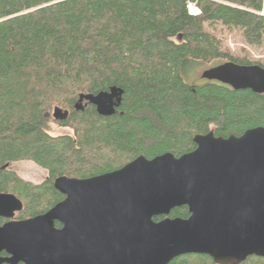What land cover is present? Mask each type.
Instances as JSON below:
<instances>
[{
  "label": "trees",
  "instance_id": "16d2710c",
  "mask_svg": "<svg viewBox=\"0 0 264 264\" xmlns=\"http://www.w3.org/2000/svg\"><path fill=\"white\" fill-rule=\"evenodd\" d=\"M215 24L262 47L264 0H0V192L22 202L14 219L61 201L53 186L58 176L100 175L141 155L178 157L196 147V134L226 137L264 127V93L188 82L197 65L216 59L264 66L224 51L210 31ZM111 89L119 103L101 115L87 97ZM49 122L71 134H50ZM21 160L47 177L22 179L10 167ZM188 215L186 206L169 214ZM168 264L215 263L191 253ZM239 264H264V257Z\"/></svg>",
  "mask_w": 264,
  "mask_h": 264
},
{
  "label": "water",
  "instance_id": "95a60500",
  "mask_svg": "<svg viewBox=\"0 0 264 264\" xmlns=\"http://www.w3.org/2000/svg\"><path fill=\"white\" fill-rule=\"evenodd\" d=\"M201 77L264 93L258 64L226 61ZM192 140L196 147L178 157L141 155L100 175L58 176L53 186L64 198L27 219H13L22 202L0 192V217L8 219L0 225V264H168L191 253L239 264L264 257V127ZM182 206L188 217L169 216Z\"/></svg>",
  "mask_w": 264,
  "mask_h": 264
},
{
  "label": "rangeland",
  "instance_id": "374dc122",
  "mask_svg": "<svg viewBox=\"0 0 264 264\" xmlns=\"http://www.w3.org/2000/svg\"><path fill=\"white\" fill-rule=\"evenodd\" d=\"M192 6L190 5V8ZM210 31L218 37L222 49L229 52L232 56L246 57L251 62L260 61L264 64V46L252 47L247 45L243 41L238 29L227 30L221 25L215 24L211 26ZM221 62H223L222 58L209 63H201L197 65L195 69L191 71L188 82L195 85L203 83L205 79L201 77V72L204 69L218 65ZM48 131L52 135L71 134L70 129L59 127L53 122L48 123ZM10 167L19 177L32 183H40L47 177V171L30 160L13 162Z\"/></svg>",
  "mask_w": 264,
  "mask_h": 264
},
{
  "label": "flooded vegetation",
  "instance_id": "af4514ba",
  "mask_svg": "<svg viewBox=\"0 0 264 264\" xmlns=\"http://www.w3.org/2000/svg\"><path fill=\"white\" fill-rule=\"evenodd\" d=\"M100 93H104V95L102 97H100V99L95 100L94 102H92L93 98L96 97V95L94 96H89L87 97L88 101H91L97 108V111L101 114H107L106 112L109 111L110 109L112 110V113L114 112L115 108L117 107L119 100H118V92H100ZM98 95V94H97ZM54 113V112H53ZM57 116L55 118L61 119L62 115L64 114L63 111H56ZM3 219H5L4 222L8 221L7 218L1 217ZM14 219V218H13ZM3 222V223H4ZM2 223V224H3Z\"/></svg>",
  "mask_w": 264,
  "mask_h": 264
},
{
  "label": "built area",
  "instance_id": "2783aa9c",
  "mask_svg": "<svg viewBox=\"0 0 264 264\" xmlns=\"http://www.w3.org/2000/svg\"><path fill=\"white\" fill-rule=\"evenodd\" d=\"M189 8H190V7H189ZM190 12L196 14V13H198V10H197V9L195 10V9L193 8V11H191V9H190Z\"/></svg>",
  "mask_w": 264,
  "mask_h": 264
},
{
  "label": "bare ground",
  "instance_id": "6f19581e",
  "mask_svg": "<svg viewBox=\"0 0 264 264\" xmlns=\"http://www.w3.org/2000/svg\"><path fill=\"white\" fill-rule=\"evenodd\" d=\"M190 9H191V11H193V8H192V7H191ZM194 9H195V8H194ZM195 10H196V9H195Z\"/></svg>",
  "mask_w": 264,
  "mask_h": 264
}]
</instances>
